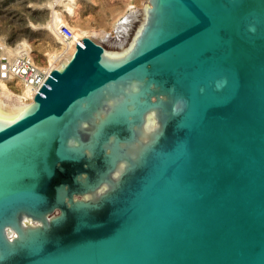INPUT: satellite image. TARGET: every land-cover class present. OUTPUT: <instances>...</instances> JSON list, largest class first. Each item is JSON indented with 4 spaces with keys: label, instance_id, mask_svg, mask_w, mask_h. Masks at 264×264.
Wrapping results in <instances>:
<instances>
[{
    "label": "water",
    "instance_id": "95a60500",
    "mask_svg": "<svg viewBox=\"0 0 264 264\" xmlns=\"http://www.w3.org/2000/svg\"><path fill=\"white\" fill-rule=\"evenodd\" d=\"M67 58L0 100V264H264V0H145Z\"/></svg>",
    "mask_w": 264,
    "mask_h": 264
},
{
    "label": "rangeland",
    "instance_id": "374dc122",
    "mask_svg": "<svg viewBox=\"0 0 264 264\" xmlns=\"http://www.w3.org/2000/svg\"><path fill=\"white\" fill-rule=\"evenodd\" d=\"M52 1L55 0H0V39L10 49L27 45L36 64L41 68L48 67L49 57L64 47L61 39L49 26L54 9L65 13L67 24L74 31L75 28L96 31L102 28L105 34L98 37L114 41L119 39L120 29L132 15L130 13L145 5V0H70L72 5L68 9L64 3ZM0 56H8L1 54V47ZM15 88L16 93L21 91L20 86Z\"/></svg>",
    "mask_w": 264,
    "mask_h": 264
},
{
    "label": "built area",
    "instance_id": "2783aa9c",
    "mask_svg": "<svg viewBox=\"0 0 264 264\" xmlns=\"http://www.w3.org/2000/svg\"><path fill=\"white\" fill-rule=\"evenodd\" d=\"M133 14V13H130ZM122 21V23H124ZM120 24V23H118ZM57 34L64 45V50L68 51L71 46L77 44V35L74 29L68 24L60 23L57 26ZM97 39V36L94 37ZM50 70L41 68L36 64L32 54L28 50H21L13 56L2 57L0 60V80H5L16 92L19 85L30 89L29 100L32 102L39 87L44 83Z\"/></svg>",
    "mask_w": 264,
    "mask_h": 264
},
{
    "label": "bare ground",
    "instance_id": "6f19581e",
    "mask_svg": "<svg viewBox=\"0 0 264 264\" xmlns=\"http://www.w3.org/2000/svg\"><path fill=\"white\" fill-rule=\"evenodd\" d=\"M57 3H64L68 9L71 8L72 3H70L68 0V2L66 0H55ZM55 1H52L53 3ZM123 1V0H122ZM51 2V3H52ZM77 2V1H75ZM116 3V2H115ZM77 4V3H76ZM132 9V8H131ZM130 9V10H131ZM129 10V11H130ZM54 15H53V19L51 20L52 22L49 23V26L51 27V29L53 30V33H55V35H57V26L60 23H65L67 24V19L65 17V13L63 14L62 10H55L54 9ZM61 11V12H60ZM126 11V10H125ZM68 12V11H67ZM127 12V11H126ZM130 13V12H129ZM128 13V14H129ZM131 13H134V11H132ZM52 18V17H51ZM118 19V18H117ZM50 22V21H49ZM117 23V22H116ZM114 24V23H113ZM112 26V25H111ZM75 32H76V39L78 40L79 38L88 36V37H95V36H104L105 34V30H93V29H84V28H75ZM56 38V37H55ZM59 38V37H58ZM56 38V39H58ZM60 43V42H59ZM22 44V43H21ZM24 44V43H23ZM63 46V45H62ZM0 47H1V54L3 55H8V56H13L14 54L18 53L21 50H29L30 49L27 47V45H21L20 48L17 49H10L5 47V43L2 39H0ZM10 47V46H8ZM76 49V46L73 45L70 47V49L68 51L64 50V47L62 50L60 51H56L55 53H53L50 57H49V61L50 64L47 67H43L46 70H51L53 68H58V66L61 64V62L65 59L66 61H68L69 59L67 58V56L72 53L74 50ZM52 52V51H51ZM1 56H0V60H1ZM54 59V62H53ZM58 60V61H57ZM20 86V85H19ZM21 87V91H19L18 93L14 92L11 88V86L9 85V83H7V81L5 80H0V100L15 106H23V105H28L31 103V101L29 100L30 95H31V91L29 88L24 87V86H20Z\"/></svg>",
    "mask_w": 264,
    "mask_h": 264
},
{
    "label": "clouds",
    "instance_id": "9594fccd",
    "mask_svg": "<svg viewBox=\"0 0 264 264\" xmlns=\"http://www.w3.org/2000/svg\"><path fill=\"white\" fill-rule=\"evenodd\" d=\"M132 91L133 92H136L137 91V85L136 84H133L132 85ZM73 143H74L73 141H71V140L69 141V145H72ZM65 187H67V186H65Z\"/></svg>",
    "mask_w": 264,
    "mask_h": 264
}]
</instances>
